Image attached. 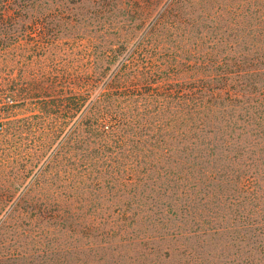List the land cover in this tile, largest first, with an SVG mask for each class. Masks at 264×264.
<instances>
[{"label":"trees","instance_id":"trees-1","mask_svg":"<svg viewBox=\"0 0 264 264\" xmlns=\"http://www.w3.org/2000/svg\"><path fill=\"white\" fill-rule=\"evenodd\" d=\"M213 2L0 0V264H264V3Z\"/></svg>","mask_w":264,"mask_h":264},{"label":"rangeland","instance_id":"rangeland-1","mask_svg":"<svg viewBox=\"0 0 264 264\" xmlns=\"http://www.w3.org/2000/svg\"><path fill=\"white\" fill-rule=\"evenodd\" d=\"M264 3V0H230V3H228L227 0H214L213 5L214 7L220 8L224 7L225 5H229V7L236 8L235 12H240V7H248L251 10H254L257 5ZM235 14V13H234ZM223 19L226 21V18L224 17V14H222ZM220 17V18H222ZM143 15L140 14L138 16V20L142 19ZM233 17H231L232 19ZM125 20V19H121ZM146 20L149 21V19L146 18ZM246 22V21H245ZM249 24L245 23V26H248ZM26 36L24 37H13L12 39L7 41V44H10L9 48L6 50V53L4 55H7V58H12L15 61V64H18L22 59L24 62H27V71L26 73L35 72V69H39L40 67L46 66L47 63V53L50 48L49 43H52L57 48H59V55L54 60H59L60 58H63L62 56L65 54L70 53V48L74 44V38H72L68 33H60L59 37L57 39H50L49 36L46 34L44 35V29L41 28L38 24H34L31 22L27 29L25 30ZM141 33V29L139 30V34ZM138 34V35H139ZM137 35H135L136 37ZM20 58V59H19ZM24 65L22 68H24ZM18 68V67H17ZM23 111H17L16 117L17 118H28L32 116L33 111L28 112L25 109H22ZM24 112V113H23ZM0 126L3 130L4 128V119L3 116H0ZM5 211V210H4ZM209 255L212 254V252H208ZM213 257L215 259L216 254ZM209 259V258H208ZM221 262V261H219Z\"/></svg>","mask_w":264,"mask_h":264}]
</instances>
